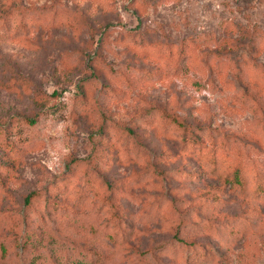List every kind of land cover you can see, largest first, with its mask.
Wrapping results in <instances>:
<instances>
[{"label":"rangeland","instance_id":"rangeland-1","mask_svg":"<svg viewBox=\"0 0 264 264\" xmlns=\"http://www.w3.org/2000/svg\"><path fill=\"white\" fill-rule=\"evenodd\" d=\"M261 177L264 0H0V264H264Z\"/></svg>","mask_w":264,"mask_h":264},{"label":"trees","instance_id":"trees-1","mask_svg":"<svg viewBox=\"0 0 264 264\" xmlns=\"http://www.w3.org/2000/svg\"><path fill=\"white\" fill-rule=\"evenodd\" d=\"M35 117L27 118L25 121L28 123H35L36 122ZM174 123H178L177 121H174ZM224 180L227 184H230L231 186H239L240 188L244 189L246 187V174L244 173V169L241 166H237L233 171L223 175ZM254 191L258 194L264 195V178H259L257 181ZM37 194V192H32L26 196L25 203L28 205L31 202V199L33 196ZM32 242V236L31 234H28L25 236V240H22L21 247H25L27 243ZM65 264H87L85 260L82 258H76L75 260L69 261Z\"/></svg>","mask_w":264,"mask_h":264}]
</instances>
